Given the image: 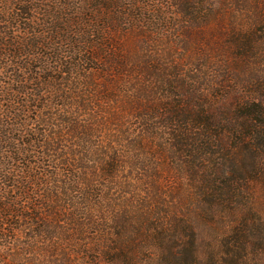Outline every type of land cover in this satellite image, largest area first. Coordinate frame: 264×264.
<instances>
[{
  "label": "trees",
  "instance_id": "16d2710c",
  "mask_svg": "<svg viewBox=\"0 0 264 264\" xmlns=\"http://www.w3.org/2000/svg\"><path fill=\"white\" fill-rule=\"evenodd\" d=\"M240 1L217 46L191 37L213 0H0V264H264V0ZM152 24L187 36L136 42Z\"/></svg>",
  "mask_w": 264,
  "mask_h": 264
},
{
  "label": "rangeland",
  "instance_id": "374dc122",
  "mask_svg": "<svg viewBox=\"0 0 264 264\" xmlns=\"http://www.w3.org/2000/svg\"><path fill=\"white\" fill-rule=\"evenodd\" d=\"M227 1L231 2V0H213V3L215 4L214 10L220 9L224 13L222 12L223 13L222 15L219 12V10L215 12L216 14L213 16L214 18L212 19L211 23L208 24L206 30L201 35H197L196 33L191 34L192 40L195 44L201 45L198 43L208 41V43L219 46L221 45V43L230 40V37H228L227 35L229 30H226V28L230 27L229 17H231L229 8H226L225 2ZM252 1L254 0H245L244 3L240 1V4L238 5L234 3L233 8L235 10V15L238 16L237 22H239L242 19H245L246 21L248 15H251L250 12L252 11V6H251ZM243 8L246 9L243 10ZM168 10L171 11V9ZM221 15L223 16V18H220ZM169 21L171 23L174 22L173 19H170ZM152 28L155 30V32L149 29H145L143 27V29L136 34L137 35V37H135V40H137L136 42L144 43L145 41H148L150 42V44H154V43L159 44V47L162 48V50L163 49L168 50L171 44H180L181 36H187L184 30L182 29L180 30L181 27L178 29L176 28L169 29V28H163V25L161 26L160 24H156V25L152 24ZM150 31L152 34L150 33ZM197 45H195L194 48ZM178 54L179 55L183 54L182 49L180 48L177 49V55ZM228 100H230V97L228 98Z\"/></svg>",
  "mask_w": 264,
  "mask_h": 264
}]
</instances>
